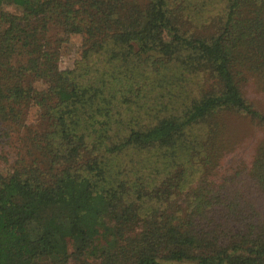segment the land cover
<instances>
[{"label": "trees", "instance_id": "1", "mask_svg": "<svg viewBox=\"0 0 264 264\" xmlns=\"http://www.w3.org/2000/svg\"><path fill=\"white\" fill-rule=\"evenodd\" d=\"M205 1L0 0V264H264V0Z\"/></svg>", "mask_w": 264, "mask_h": 264}, {"label": "rangeland", "instance_id": "2", "mask_svg": "<svg viewBox=\"0 0 264 264\" xmlns=\"http://www.w3.org/2000/svg\"><path fill=\"white\" fill-rule=\"evenodd\" d=\"M184 5L189 2L190 5H197L198 8L201 7L203 12L199 13V16L207 18L208 15L205 10L209 8L208 1L205 0H182ZM218 7L217 3L211 4ZM187 12V11H186ZM189 18V17H188ZM187 19V18H186ZM203 21L199 20L202 24ZM81 38L80 36H71L67 48L64 49L63 55L59 61V68L70 69L73 67L75 61L79 58ZM249 99L253 103H259L262 110H264V97L249 93ZM233 128H236L237 133L231 134L234 138L235 150L232 154L228 155L224 161L220 164L219 168L214 173L215 180L221 181L222 178L228 177L237 171H242V168L248 169L253 157L256 155L257 149L259 148L260 141L262 140L263 134L262 130L254 125L248 124L243 121L233 122ZM234 135V136H233ZM232 139V138H231ZM13 159V150L7 146L0 144V170L2 166L6 163H10ZM7 160V161H6ZM244 174V173H243ZM264 209V203L262 204ZM264 215V214H263ZM163 264H191V263H174V262H163Z\"/></svg>", "mask_w": 264, "mask_h": 264}]
</instances>
